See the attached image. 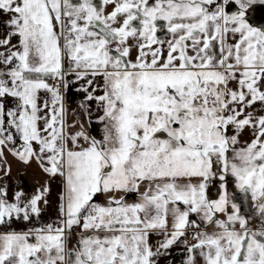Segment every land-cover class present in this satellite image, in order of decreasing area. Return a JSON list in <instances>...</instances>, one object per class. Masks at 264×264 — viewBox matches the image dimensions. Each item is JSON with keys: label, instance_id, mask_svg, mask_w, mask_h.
Instances as JSON below:
<instances>
[{"label": "snow or ice", "instance_id": "6c2138e0", "mask_svg": "<svg viewBox=\"0 0 264 264\" xmlns=\"http://www.w3.org/2000/svg\"><path fill=\"white\" fill-rule=\"evenodd\" d=\"M257 6L0 0V264H264Z\"/></svg>", "mask_w": 264, "mask_h": 264}, {"label": "crops", "instance_id": "0c3cea01", "mask_svg": "<svg viewBox=\"0 0 264 264\" xmlns=\"http://www.w3.org/2000/svg\"><path fill=\"white\" fill-rule=\"evenodd\" d=\"M0 24H2V21H0ZM78 94H79L80 99L77 98L76 91L73 88L72 90L69 91V93L67 95L68 103L71 104V106H72L70 113H72L73 109H76L75 108L76 104H78L83 98V95L81 93H78ZM98 129H99L98 125H93V128H92L93 134H96L98 132ZM2 163L3 162H0V164H2ZM7 164L11 166L13 179H15L19 173H24L25 180H26L25 189H26V192L28 194H34V192L37 190V186H41L40 184H38V182H36V180H35V183L31 184L28 180L29 175H31L34 179L40 178V182L45 181V176L40 172V170L35 165V163H33L31 166H28L27 168H25L14 157H12L11 155H7ZM34 187H35V189H33ZM51 187H52V193L50 196V206H49L50 208L52 206L57 207V204H56L57 195L60 191V187L59 186L57 187V185L51 184ZM53 187H55V188H53ZM131 198L132 197H129V199H131ZM48 211H49V209H48ZM49 216H50V214L48 216H46L45 219L48 218ZM20 227H23V226H20ZM173 256L175 257V259L172 258ZM183 258L184 257H183V253H182L181 249L177 248L172 253V256L166 257L162 261V264H169V262H171V264H182Z\"/></svg>", "mask_w": 264, "mask_h": 264}, {"label": "rangeland", "instance_id": "374dc122", "mask_svg": "<svg viewBox=\"0 0 264 264\" xmlns=\"http://www.w3.org/2000/svg\"><path fill=\"white\" fill-rule=\"evenodd\" d=\"M77 105H78V104H76L75 108H77ZM73 106H74V105H73ZM67 107H68V110H69V121H70V122H74L73 117L71 116V113H70V110H71V107H72L71 104L68 103ZM76 119H79V117H76ZM28 180H29V182H30L31 184L35 183V180H36V182H38V184H40L41 186L44 184V181H43V182H40V178L34 179L31 175L28 176ZM52 185H57V187H58V186L60 187L59 179H58V178H57V179H53V180H52ZM53 188H55V187H53ZM33 189H35V187H34ZM56 204H57V202H56ZM48 209H49V211H48ZM48 209H47L46 216H48L49 214H50L49 217L54 216L55 213H56V206H52L51 208L49 207ZM46 216H45V217H46ZM49 217H48V218H49ZM48 218H46V219H48ZM20 226H23V225H20Z\"/></svg>", "mask_w": 264, "mask_h": 264}, {"label": "water", "instance_id": "95a60500", "mask_svg": "<svg viewBox=\"0 0 264 264\" xmlns=\"http://www.w3.org/2000/svg\"><path fill=\"white\" fill-rule=\"evenodd\" d=\"M254 19L258 22H264V6H257L254 12Z\"/></svg>", "mask_w": 264, "mask_h": 264}, {"label": "flooded vegetation", "instance_id": "af4514ba", "mask_svg": "<svg viewBox=\"0 0 264 264\" xmlns=\"http://www.w3.org/2000/svg\"><path fill=\"white\" fill-rule=\"evenodd\" d=\"M76 94H77V98L80 99L78 92H76Z\"/></svg>", "mask_w": 264, "mask_h": 264}]
</instances>
